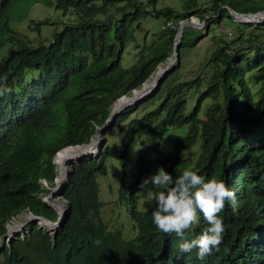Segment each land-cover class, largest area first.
Wrapping results in <instances>:
<instances>
[{
	"label": "trees",
	"instance_id": "1",
	"mask_svg": "<svg viewBox=\"0 0 264 264\" xmlns=\"http://www.w3.org/2000/svg\"><path fill=\"white\" fill-rule=\"evenodd\" d=\"M156 2L0 0V78L6 76L11 89L0 96V238L22 209L56 218L38 196L46 190L40 180L53 183L54 154L88 143L111 104L166 62L180 21L196 17L203 25L182 28L175 63L209 25L234 27L228 35L214 33L195 73L182 75L174 66L150 97L119 111L107 128L121 132L117 146L106 145V129L96 157L84 155L69 164L61 193L69 209L54 244L37 225L27 224L24 235L1 246L0 264H264V23L236 24L229 12L262 11L264 0H180L178 9L155 8ZM37 4L61 12L59 27L35 41L12 34L9 20ZM145 18L164 22L149 43L140 27ZM124 52L134 57L131 63H122ZM183 125L185 135L170 151H162L160 141L138 151L128 182L122 168L117 201L123 202L125 214L117 206L115 211L126 224L105 222L97 183L106 173L105 161L124 160L140 133L159 138ZM197 137L199 154L189 168L225 180L239 202L235 211L229 202L220 213L222 243L203 260L198 249L185 253L179 247L208 227L202 215L183 237L164 234L152 222L156 201L146 198L140 204L136 195L149 169L163 167L173 177L189 169L184 151Z\"/></svg>",
	"mask_w": 264,
	"mask_h": 264
},
{
	"label": "rangeland",
	"instance_id": "2",
	"mask_svg": "<svg viewBox=\"0 0 264 264\" xmlns=\"http://www.w3.org/2000/svg\"><path fill=\"white\" fill-rule=\"evenodd\" d=\"M150 2H148L149 4ZM164 6H171L175 9H178L180 6V0H157L155 3L154 7L155 8H161ZM149 8H152L149 6ZM18 17L16 19L12 18L9 20L8 24L13 30L11 33L12 34H17L19 38L25 39V40H37V38H44L45 36H48L53 29L56 27H59L58 22L62 20L64 17H61L60 11H55L53 6H43L41 4L33 5L31 7H28L27 10L23 7L22 9L18 10L17 13H15ZM196 17H191L190 20L195 19ZM205 18H208V16H205ZM204 18V19H205ZM198 20V19H197ZM231 20L237 24V22L240 23H246L249 24L253 27L260 26L261 24L264 23V17L263 20H259L258 22H247V21H238L235 18H231ZM236 20V21H234ZM45 22V23H43ZM180 21L179 23H181ZM202 22V21H199ZM36 23H40V25L37 26L36 29ZM224 23L217 24V26L209 25V28L207 30H204L202 33V37H200L199 41L195 43V46L193 49L187 51L181 58L178 59V63H175V55H173L171 67H170V72L174 66H179V71L180 74L182 75H189L191 73H195L196 69L201 67L203 63L205 62V58L210 50V47L213 45V40H215L214 33L218 31L219 35L225 34L228 35L230 29H233L234 27L229 26H223ZM164 25V22L161 20V18L158 19H142L140 22V27L141 31L145 33V42L149 43L155 39L154 35H158V33L161 31L162 26ZM203 25V22H202ZM201 26H195L193 28L199 29L202 27ZM185 27V26H184ZM183 27V28H184ZM233 33V32H232ZM137 38L139 35L136 36ZM143 39L141 36L140 40ZM174 41V39H173ZM175 42V41H174ZM178 42V39L176 40V44ZM132 43H129L127 45V48L130 49L132 47ZM126 48V49H127ZM134 57L128 56L123 54V62L122 63H131L133 61ZM164 63H160L156 66H163ZM201 65V66H200ZM156 68L154 71L150 74L149 78L151 75L156 71ZM204 77L207 76L206 69H202ZM148 78V79H149ZM147 79V80H148ZM257 87V86H256ZM255 89V88H254ZM153 91L152 93H154ZM152 93L148 96L150 97ZM192 93H190L191 97ZM146 99V98H145ZM142 100V99H141ZM144 100V99H143ZM115 102V101H114ZM113 102V103H114ZM190 101H188L189 103ZM112 103V104H113ZM208 103L206 102L203 103V108ZM111 104V105H112ZM203 108L200 111V116H203ZM186 131V125H183L179 128H172L170 129L166 135L159 137V138H152L145 136L144 134H139L129 145L128 152L126 154V158L124 160H118V159H113V158H108L105 161V166H106V173L103 176H98L97 177V183H98V199L103 203V206L100 210V217L104 220L105 222L112 223L113 225L116 223L121 222L122 224H126L125 220L120 219L121 216H117V211H115V207L117 206L118 208H121L125 214V206L123 205V202H118L117 201V189L119 186V182L122 176V168H124V179L126 182L130 180V170L131 168L134 167L135 163V157L138 153L139 150L143 149L146 146H149L155 142L158 143L160 141V149L164 152H168L172 149L173 144L184 137ZM104 134V132H103ZM121 136V132L116 130V128H110L107 129L105 132V141L106 145L110 147H115L119 143V139ZM90 139V138H89ZM103 139L101 137L99 143H102ZM89 142V141H88ZM199 142L200 139L199 137L196 138L194 144L190 147H188L184 151V156L189 160L188 163V168L191 167L195 161V158L199 154ZM68 147V146H67ZM65 148V147H64ZM91 157V156H90ZM55 154L52 158V162L54 164V171L56 175L57 171V166L55 163ZM67 171H69V164L76 163L71 160H67ZM156 171L149 169L148 172L143 176L142 180L149 175H154ZM40 182L43 184L44 180H40ZM55 182V176L53 179V183L50 186L45 187V191H41L39 193V197L41 198L42 202H45L47 200V195L50 192L51 188L54 186ZM66 181H64L62 187L64 186ZM45 184V183H44ZM62 190V189H61ZM61 192V191H60ZM60 192L55 196L58 202H60L61 207L64 209L65 213V203L64 201L59 197ZM136 195L140 199V204L141 201L146 199V192L138 191L136 192ZM46 198V199H45ZM49 204V202H48ZM29 214V212L26 209L20 210L14 217L10 218V220L6 223V228L7 225H14V224H23V226L18 229V231H15L11 236L6 237L4 235L0 239V245L5 244L7 241L9 242L12 238H14L16 235H21L24 230L26 221V217ZM42 228V227H40ZM110 228V227H108ZM58 229V228H57ZM122 232V231H121ZM47 233V232H46ZM123 236H129L128 232H126L125 227L123 228L122 232Z\"/></svg>",
	"mask_w": 264,
	"mask_h": 264
},
{
	"label": "clouds",
	"instance_id": "3",
	"mask_svg": "<svg viewBox=\"0 0 264 264\" xmlns=\"http://www.w3.org/2000/svg\"><path fill=\"white\" fill-rule=\"evenodd\" d=\"M6 82V76L0 78V96L11 91V89L7 87ZM98 151L99 146H97L96 154H93L94 156L92 155L91 157H96L98 155ZM82 157L80 159H82ZM66 162L65 165L67 166ZM66 179L67 173L65 181ZM44 183L43 186L47 187L48 185L46 186V183ZM53 187L51 188V191ZM139 188L140 191L146 192L148 199L156 201V207L151 213L152 222L156 228L164 234L175 233L176 236L183 237L186 231L191 229L193 225L199 223L202 215L208 227L205 228L202 233L197 235L194 239L185 241L179 245L180 250L185 253L191 252L193 248L198 249L197 256L201 260L210 255L214 249L218 250L219 245L222 243L224 222L220 216V213L224 211L226 205L229 202H231L233 211L239 207V202L236 198L235 192L229 189L225 180L216 177L206 178L205 176L198 174L197 170L191 168L184 170L179 176L173 177V175L169 174L163 167H160L157 169L154 175H149L148 177L144 178L142 183L139 185ZM153 189H160V191L157 192ZM61 193L62 190L60 192V198ZM44 203L46 204L48 201L45 200ZM48 207L51 208L50 206ZM68 209L69 208L65 207V213H63L60 226L51 234L46 233L43 228H40L38 223H33L32 225H37V227L40 228L43 233L48 234L51 239L52 235L54 233L56 235L57 230L61 229L65 214L68 212ZM53 211L55 212V210ZM28 212L32 215H41L39 213H32L30 211ZM44 217L47 218L46 216ZM57 217L58 216L56 214V218L54 220H50L49 218L47 219L56 222L58 220ZM25 224L31 223L25 222ZM22 226L23 224H20V228ZM5 233L6 230L3 236ZM21 235H24V232ZM51 244H54L52 243V239ZM2 245L3 244L1 243L0 250Z\"/></svg>",
	"mask_w": 264,
	"mask_h": 264
},
{
	"label": "bare ground",
	"instance_id": "4",
	"mask_svg": "<svg viewBox=\"0 0 264 264\" xmlns=\"http://www.w3.org/2000/svg\"><path fill=\"white\" fill-rule=\"evenodd\" d=\"M264 13H259L255 15L254 17H236L235 19L238 21H247V22H258L259 20H263ZM176 44V40L174 42ZM173 57V56H172ZM173 59H171L172 63ZM165 64L163 66H158L156 68V71L151 75V77L148 79V81L144 82L142 84V91L139 94V100L147 98L152 92L153 88L155 86V82L158 78L162 76L163 69ZM146 83V84H145ZM136 90V89H135ZM121 99V100H120ZM117 102H115L112 105V109L110 111V114L105 122V125L102 127V130L106 129L110 126L111 119L119 113L120 109L122 108L123 103L125 102V98H120ZM117 116V115H116ZM101 139V134L99 131V127L96 128L94 134L92 135L91 139L88 143L83 145H76V146H68L62 150H60L55 155V163L57 166V171L55 175V184L51 191V196L47 198V201L53 206L55 209V212L57 214V221L56 222H49L44 218H41L39 216H34L32 214H28L26 217V221H32L34 223H38L40 227L44 229L47 233H53L59 226L60 222L62 221L63 213H64V207L62 208L60 205V202L57 201L55 196L61 191L62 184L65 181L66 173H67V166L65 165V162L67 160L71 161H78L83 155H89L92 156L93 154H96L97 152V146ZM20 229V224H14V225H7L6 229V237L11 236L15 231H18Z\"/></svg>",
	"mask_w": 264,
	"mask_h": 264
},
{
	"label": "water",
	"instance_id": "5",
	"mask_svg": "<svg viewBox=\"0 0 264 264\" xmlns=\"http://www.w3.org/2000/svg\"><path fill=\"white\" fill-rule=\"evenodd\" d=\"M229 12L233 15V18H236V17H240V18H243V17H246V16H248V17H254L255 15H257V14H259V13H264V10H262V11H257V12H255V13H238V12H235V11H233V10H231V9H229ZM234 21H236V20H234ZM202 25V22H199V20H197V18H195V19H193V20H184V21H182L181 23H179L178 24V27H177V29H176V33H175V35H174V37H173V39H174V41L175 40H179V37H180V33H181V30H182V28L184 27V26H191V27H195V26H201ZM174 41H172V52H171V54H170V56L167 58V60H166V62H165V66H164V68H162L163 69V73H162V76H164L165 74H167L169 71H170V67H171V59H172V56L173 55H175L176 54V49H177V45H178V42H177V44H175L174 43ZM177 56V55H176ZM161 76V77H162ZM161 77L160 78H158L157 80H156V82H155V86H154V88H153V91H155L157 88H158V86H159V84H160V80H161ZM142 85L139 87V88H137L136 90H132V92L129 94V95H122V96H120V97H118L117 99H120V98H125L126 100H125V102L123 103V105H122V108L120 109V110H122L125 106H128V105H130V104H132V103H134V102H136V101H138L139 100V94L141 93V91H142ZM116 99V100H117ZM115 100V101H116ZM111 109H112V106H111V108H110V110H109V112H108V114H107V117L105 118V120L103 121V123L99 126V131H100V134H101V137H102V135H103V132L108 128H106V129H104V130H102V127L105 125V122H106V120H107V118H108V116H109V114H110V111H111ZM117 115V114H116ZM116 115L111 119V124L114 122V118L116 117ZM110 124V125H111ZM97 128V127H96ZM96 130V129H95ZM94 134V133H93ZM92 134V135H93ZM92 137V136H91ZM91 137H90V139H91ZM89 139V140H90ZM83 145V144H82ZM98 153H99V151H98ZM94 156V155H93ZM50 192H51V190H50ZM50 192L48 193V195H47V197L48 196H50L51 194H50ZM50 194V195H49ZM46 199V198H45ZM48 206H50L53 210H55L54 208H53V206L52 205H50V204H48V203H46ZM31 214V213H30ZM34 216H39V217H41V218H44V219H46V220H48V221H50L49 219H47V218H45L44 216H42V215H34ZM28 222H30L31 224H33L34 222H32V221H28ZM50 222H55V221H50ZM54 237H55V233L52 235V243H54Z\"/></svg>",
	"mask_w": 264,
	"mask_h": 264
}]
</instances>
